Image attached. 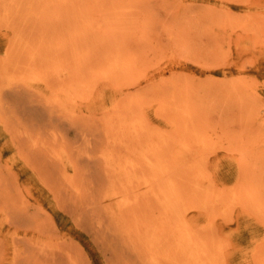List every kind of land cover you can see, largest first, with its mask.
Returning <instances> with one entry per match:
<instances>
[{"label":"rangeland","instance_id":"rangeland-1","mask_svg":"<svg viewBox=\"0 0 264 264\" xmlns=\"http://www.w3.org/2000/svg\"><path fill=\"white\" fill-rule=\"evenodd\" d=\"M32 1H34L35 4L34 9L36 10L37 13L42 12L45 9V7L50 8L48 10V12L50 13H52V11L53 12L58 11V13L63 15L65 12L64 16L67 15V17H65L64 20L69 22L68 24L73 26V28L75 27L74 29H77L80 33H83L84 31L83 28L85 27L84 29H86L87 27V29L92 31V33L93 32L100 33L99 40H102V37L104 35L103 39H106L107 41L109 40L114 44L115 48L112 49L110 47L106 48L105 44H102L104 41L98 42V40L91 37L92 39L90 38L88 41L89 44L91 45L90 49L92 48L93 50L92 49L89 50V48L87 49L85 45L81 46L83 47V49H81L78 58L80 57V61L83 64H87L84 67L83 72L84 73L86 72L85 75L88 74L86 75L88 77L90 74L89 80L91 79L90 81L91 83H89L90 90H88L90 93L87 91L85 93L87 95L84 94L85 96L84 99L87 100L84 101L81 99V101H79L77 108L78 112L76 113V116L80 118L85 117L83 118L84 120L89 118L92 120L94 119L95 121L99 122V124H101L104 122V119L106 120L109 118L112 119L113 115L114 116L118 115L119 112H117L114 108L116 105H121L122 107L124 106L126 107L123 108L122 110L123 112L121 113L123 115L125 114L128 118H131V115L128 113L130 107L134 109L133 111L140 112L138 114L142 117V119H144V122L148 127V130L150 129L149 130L150 134L154 135L155 140L162 142L164 146L169 144L168 147L171 148L169 149L167 148V146L165 147L166 151L164 152V161L166 162L164 163V165L168 167L171 166L169 167L171 169L170 170L171 174L172 176L174 175L173 177L175 178V180L176 179L178 180V181L176 180L177 183L176 185L178 186V189H180V192L183 190L185 191V192L184 191L181 192V197H182L181 203H183V201L185 200V202L182 204L184 205L183 206L184 210L191 208L190 209L191 213H189V211L187 212L189 225L193 226L198 231L200 228V232H202L204 235H207L208 238H212L214 242V249L216 252L218 251L217 252L218 254L221 253L222 255L223 251L225 252L221 256V258L224 256V258H222V260L225 259L223 260L224 264H247V263L256 264L257 262L255 260L257 259L261 260V264H262V260H264V258L262 259V257L264 256V222H263L264 221V210H263L264 208V0H102V1L72 0L73 1L72 5L70 4L71 3L70 0L69 1L56 0V3L54 0L51 1L32 0ZM46 1L47 3H45ZM93 3L95 6L93 5ZM118 3H120L124 7L123 8L121 5H119L120 7H122V9H120L121 11L119 10L120 7H118L117 5ZM131 3L132 6L135 4L134 6L136 7L134 6L132 7L130 5ZM143 4H145V6H143ZM74 6L76 7V9L74 8ZM38 7L41 9L39 10ZM152 7L153 9H151ZM87 9H89L88 12ZM73 10L76 13H74ZM80 11L82 14L80 13ZM107 11H110L109 14ZM115 11L118 13L114 14ZM72 12L74 14H72ZM70 14H72V16ZM102 14L105 15L103 16ZM114 15H116L115 17H117V15L122 17L121 18L117 17L116 19L114 18ZM160 15L161 18L159 19ZM162 15L164 18H162ZM143 16H145L146 18H144ZM134 17L135 18L138 17V18L135 19ZM152 17L156 18V20L153 19ZM113 19L117 21H114ZM90 20H92V22ZM37 21L39 22L38 19ZM118 23L121 24L116 25ZM48 24L49 23H47V25ZM126 24H128L130 28ZM134 24L136 27L133 26ZM147 24L148 26L150 25L151 27L150 26L148 27ZM164 24L165 27H163ZM97 25L99 29L98 27H96ZM101 25H103L104 27ZM143 25H144V30H143ZM29 28L32 29L31 27ZM154 28L156 29L154 30ZM161 29L162 31H160ZM133 31L134 33H132ZM162 32L163 33L165 32L166 34L165 33L163 34ZM92 33L90 34L92 35ZM150 35L152 36L151 38ZM11 36H12V32L8 28L6 27L4 28L2 25H0V60L4 58L5 54L8 52L7 49H9L10 46ZM138 37H140L142 41ZM115 40L116 42L119 43H116ZM129 42L132 43V45L129 44ZM140 45H142V47ZM72 47L73 46L69 44L66 50V52L68 53V54L66 53L67 58L70 59V61H74L75 59L74 57H72L73 56ZM128 48H130V50ZM106 49H108L109 52ZM104 50H106V53L109 57L106 55ZM85 52L88 53L86 54ZM137 53L141 54L142 56L137 55ZM94 54H96V57H94ZM115 54L116 57L119 58V61H121L122 66L123 65L127 66V64L128 65L131 64L130 67L127 66L129 67V70L126 71L127 73L125 72V70H122L119 73H117L116 71V73H114L115 71H112V68L110 66H109L110 70L108 69L107 64L110 62L111 56L115 57ZM103 56H106L107 59L105 57L103 58ZM130 57L133 58L131 59ZM134 58L136 60H134ZM138 58L139 59L141 58L140 59L141 62L139 61ZM146 59H149V61H147ZM143 64L146 66L147 70L145 69V66ZM97 67L99 71L97 70ZM101 70L104 73L102 72L101 74ZM88 71H93V73L92 72L89 73ZM106 72H109V74L107 73L108 77L107 74H105ZM145 73L148 75H146ZM96 74L97 75L101 74V75L97 76ZM103 74L106 75L108 81L105 79V76ZM157 74L159 76H157ZM115 76H118L117 78L119 79H117ZM114 78H116L117 80L115 81ZM145 79L147 80L145 81ZM93 80L97 81L96 83L97 86L95 87V89H94L95 81ZM100 80H102L103 82ZM129 80L130 82H128ZM139 80L140 81L143 80L144 84H142L139 87L138 86L131 87L130 90L127 88L130 83ZM34 85H36L34 86L35 88L32 89L31 92L30 91L26 92L25 97L37 101L40 98V96L48 92L45 90L46 88L43 86V84L35 83ZM107 88H108V92H107ZM139 88L141 89L139 90ZM160 88L161 91H159ZM39 89L42 90L40 91ZM147 89H150L148 90L149 92L147 91ZM92 90H94L95 94L93 93ZM40 92H42L43 94ZM106 92L107 93L110 92V93L107 94ZM137 93L139 95H137ZM49 94L50 93H48V95ZM102 94L103 96L104 94H106L105 95L106 98L105 96L103 97L106 100L102 98ZM158 95L160 96L161 100L159 99ZM109 96L111 98L113 97L111 101ZM163 96L167 100H165ZM8 100H4V101L8 102ZM160 101L161 102L169 101V102L168 103L163 102L165 104L163 103L161 104ZM147 102H150L151 104ZM176 102L180 104L178 105ZM126 104L128 105L126 106ZM174 104L176 107L178 106L176 110L179 108L181 109L176 111L175 107L173 108ZM183 104L186 106H184ZM100 106L102 108L103 107L106 108V110L104 108L102 110ZM140 107L141 109L145 107V109L142 110L143 112H141ZM168 108L171 109V112L170 109L169 111H167ZM93 109L94 112H92ZM136 109H138V111ZM160 109H162V111H160ZM158 110L160 111V114L159 112H157ZM162 112H166V115H164V113ZM184 112L185 115H183ZM171 113L175 115V117L173 115H170ZM186 115L188 116L191 115L189 116L190 119H188V116ZM156 116H158L159 119H156ZM170 118L171 119L174 118V119L170 120ZM175 120L177 121L176 126L172 127V125L174 124L172 122L173 121L175 122ZM153 121H155V123ZM187 124L189 127L190 124L192 126L189 128ZM185 125L187 126V128L185 127ZM174 128H176L177 130L175 131ZM183 128L184 129L186 128V130H183ZM153 130H155L156 133ZM164 130L167 132H164ZM157 131L159 132V134ZM169 131L170 133H168ZM173 131H175L176 133ZM177 132L180 137L177 135ZM161 133H162L161 136L163 138L160 136ZM180 133L181 134L185 133L186 136L184 134H183L184 136L182 135L183 139L185 137L184 140L181 139L182 136L180 135ZM158 135L160 137H158ZM196 135H198V137H196ZM192 137H196V138H192ZM0 138H1L0 140L1 164L3 166L13 168V172L15 171L14 173L19 175L21 182L20 183L21 191L22 193H24L23 196L28 198V200L30 201L29 203L31 206V212H33L35 215L42 217L47 222L52 223V225H54V231H55L53 232V236L57 237V239L59 240L61 239V241H65L67 243H70V245H73L76 251L80 255H82V257H84L85 264H113L115 259H113L112 251L110 249L112 248L111 246L113 244V237L104 234L94 235L92 234L93 231H91L90 229H88L90 230L88 231L86 229L79 227L75 221V218L61 208L62 203L57 204V201H55L54 198V194L42 184L38 176L33 174L28 169H25L23 167L22 161L18 157H15L14 152H12V150L6 145L8 138L7 135L2 131L1 125H0ZM164 139H165L164 142L161 141ZM201 139L202 141H205L203 142L204 144L203 146L201 143L202 142ZM196 140L198 141L196 142ZM170 141L172 142L176 141V142L170 143ZM177 141L180 145L177 144ZM183 141H184V145H183ZM193 143L195 145H193ZM181 145L183 146L180 147ZM197 145H201V146L197 147ZM183 147L187 149L186 153H185L186 150L183 149ZM191 147L193 148L196 147V148L193 149ZM172 148L174 150H172ZM206 148L207 149L209 148L210 151L207 150ZM211 148H215V149L213 150ZM234 148H236V151L234 150ZM7 149L11 153V155H8L10 153L7 151ZM189 149L193 151V152L191 151L192 153L190 152L192 154L191 156L188 155L190 154ZM169 152L171 154H169ZM194 152L195 153L197 152L198 155L196 154L195 156ZM5 153L8 154L6 155ZM177 153L180 154L177 155ZM166 154L167 156H165ZM201 155H203L202 157L208 156V160L205 157L203 160ZM175 159L178 162V164L175 161ZM199 159L202 160V162L198 163ZM233 159L236 162H234ZM173 162L174 163L176 162L177 165L174 164ZM230 164L231 165L234 164V166H230ZM179 165H181V167H179ZM173 166L176 169L175 168L172 169ZM196 167L199 170L198 174L201 177L198 176L197 178L195 176L198 175L196 171L197 170ZM184 168L188 170L186 171ZM172 170L173 171L176 170V171L173 172ZM190 170H192V172ZM179 171L182 172V173L180 172L182 174V175L180 174V177H178ZM202 172L204 174L201 175ZM219 174L220 176H218ZM247 175L249 177H247ZM253 175H256V177ZM204 178L207 181L202 180ZM180 179L183 181V183ZM210 179L212 180L210 181ZM26 180L27 182H25ZM241 181H243L244 184L240 183ZM196 182L200 184V186L195 184ZM188 183H190V185ZM192 185H196L197 187L195 186L193 187ZM144 186L145 185H142V187ZM232 187L235 189V192L234 189H232ZM224 188L225 190H223ZM191 189L195 195L194 194L191 195V193H193ZM229 190L231 192H229ZM236 190H238L239 192L237 193ZM150 191L151 190L146 189V187L142 188L140 190L141 199L145 201H147L148 199L153 200L154 198L151 197L153 196V193ZM198 191L200 194H198L197 196L196 193ZM208 191H210V194H208L209 193ZM142 194L145 197V199L142 197ZM231 195H232L231 197L232 205L230 203ZM238 195L240 196L239 199H238ZM201 197L203 199L207 198L208 201L211 200L209 201V204L212 207H210L208 204H205L206 202L208 203V201L203 203L205 200H202ZM186 202L188 204H185ZM224 202L225 204H223ZM254 202H256V204H254ZM201 204L206 205V206L203 205L204 208L208 206V208H205L207 209L206 211L203 212V210L205 209L202 208ZM239 204L241 205L239 206ZM257 204H258L257 207L258 209H256ZM113 205L115 208H117L118 202H114ZM186 205L187 207L190 208H187ZM226 205L227 207L231 205L229 210L228 208H226ZM213 206L215 209H212ZM45 209L47 210L45 211ZM200 210H202V212H200ZM211 210L214 211L210 212ZM207 211L209 212V215H207L208 214ZM258 217L261 218L262 221L261 219L259 220ZM212 220L214 221L215 225L214 228L211 229V227L209 228L207 226L212 222ZM201 229H203V231ZM206 230L207 233H205ZM222 242L225 247H222L223 246V244H221ZM257 244H258V248H256ZM96 245L99 246V248ZM217 246H220L219 249L221 247L223 249L218 250ZM259 246L261 247V249H259L260 248ZM260 254L262 255L260 256ZM252 256H254L255 258L254 257L252 258ZM257 264L260 263L258 262Z\"/></svg>","mask_w":264,"mask_h":264},{"label":"bare ground","instance_id":"bare-ground-1","mask_svg":"<svg viewBox=\"0 0 264 264\" xmlns=\"http://www.w3.org/2000/svg\"><path fill=\"white\" fill-rule=\"evenodd\" d=\"M54 1L56 3V0H54ZM70 1H71L70 4L72 5L73 1L72 0H70ZM45 3H47V1ZM120 3L117 4L118 7H120L119 6V5H121ZM70 4H69V6H70ZM93 5H94V3H93ZM130 5L132 6V3ZM76 6H78V5H76ZM100 6H102V5H100ZM143 6H145V4H143ZM122 7H120L119 10L122 9ZM134 7H136V6H134ZM34 8H35V4H34V1H32V0H0V25H2L4 28L5 27L8 28L12 32V36L10 39V46H9V49H7L8 52L5 54V57L0 60V125L2 126V131L7 135V138H8L6 145L12 150V152H14L15 157H18L22 161L23 167L25 169H28L33 174L38 176V178L42 182V184L47 189H49V191H51L54 194V198H55V201H57V204L62 203L61 208L65 212H67L68 214L72 215L75 218V221L79 227L86 229V230L90 229L91 231H93L92 234H94V235L104 234V235H109V236L113 237V244L111 246L112 248H110L112 251L113 259H115L113 264H224L223 260H225V259L222 260V258H224V256L222 258H221V256L225 252L223 251L222 255H221V253L218 254L217 253L218 251L216 252L214 249V242H213L212 238H208L207 235H204L202 232H200V228L198 231L193 226L189 225L187 212L189 211V213H191L190 212L191 208L187 207V205H186V207L190 208V209L184 210L183 209L184 205H182V204L185 202V200L183 201V203H181L182 202L181 192H183L184 190L180 192V189H178V186L176 185L177 179L175 180V178L173 177L174 175L172 176L171 171H170L171 169L169 168L171 166L168 167V166L164 165V163L166 162V161H164V152L166 151L165 147L167 146V148H169L168 147L169 144L164 146L162 142L155 140L154 135L150 134V132H149L150 129L148 130V127L146 126L144 119H142V117L138 114L140 112H135V111H133L134 109H132L130 107L128 113L131 115V118H128L125 114L123 115L121 113V112H123L122 111L123 108H126V107L125 106L122 107L121 105L115 106V104H114L115 110L117 112H119L118 115L117 116L113 115L112 119L111 118H109L107 120L104 119V122L101 124H99V122L95 121L94 119L93 120L90 119L89 118L90 116L88 117L89 119H85V120L83 119L85 117L80 118V117L76 116V113L78 112L77 108H78L79 101H81V99L84 101L87 100V99H84L85 98L84 94L88 90H90V84L89 83H91L90 82L91 79L89 80L90 74L88 77V76H86L88 74L85 75L86 72L85 73L83 72L84 67L87 64H83L80 61V57L78 58V55L80 54L81 49H83V47H81V46L85 45L87 47V49L89 48V50H91L92 48L90 49L91 45L89 44V41H88L91 37L98 40V42L104 41L102 44H105L106 48H109V47L111 49L115 48L114 44L109 40L107 41L106 39H103L104 35L102 37V40H99L100 33H98V32L92 33V31L87 29V27H86V29H84L85 28L84 27L83 28L84 31L82 30L83 33H80L77 29H74L75 27L73 28V26L68 24L69 22L64 20L65 17H67V15L64 16L65 12L63 15L58 13V11H54V12L52 11V13H50V12H48V10L50 8L45 7V9L42 12L37 13ZM74 8L76 9L75 6H74ZM78 8H77V10H78ZM40 9L41 8H39V10ZM102 9H104V8H102ZM129 9H130V7H129ZM137 9H138V7H137ZM151 9H153V7ZM160 9H162V8H160ZM51 10H54V9H51ZM74 10H73V12H74ZM88 10L89 9H87V12H88ZM110 11H107L108 14ZM68 12H69V10H68ZM73 12H72V14L76 13V12H74V13ZM80 13H81V11H80ZM116 13H118V12L115 11L114 14H116ZM132 13H133V11H132ZM72 14H70V15L72 16ZM160 14H162V13H160ZM49 15H51V16H49ZM38 16H40V17H38ZM108 16H110V15H108ZM115 16L116 15H114V18H116V19H117V17H120V18L122 17L119 15H117V17H115ZM156 16H158V15H156ZM86 17H87V15H86ZM143 17L146 18L145 16H143ZM136 18H138V17H136ZM160 18H161V15H160L159 19ZM162 18H164L163 15H162ZM37 19L39 20V22L37 21ZM81 19H83V18H81ZM153 19L156 20V18H153ZM70 20H72V19H70ZM90 21L92 22V20H90ZM114 21H117V20H114ZM129 21H131V20H129ZM151 21H153V20H151ZM158 21H160V20H158ZM47 23H49V24L47 25ZM135 23H136V21H135ZM119 24H121V23H118L116 25H119ZM98 25L96 27H98ZM126 25H128V24H126ZM101 26H103V25H101ZM128 26H127V28H128ZM133 26L136 27L135 24ZM147 26H148V24H147ZM29 27H31L32 29H30ZM108 27H109V25H108ZM163 27H165V24ZM28 28H29V30H28ZM124 28H125V26H124ZM129 28H130V26H129ZM98 29H99V27H98ZM115 29H117V28H115ZM155 29L156 28H154V30ZM143 30H144V25H143ZM145 30H146V28H145ZM152 30H151V33H152ZM160 31H162V29ZM90 33H92V35ZM132 33H134V31ZM136 35H138V34H136ZM136 35H135V37H136ZM159 36H161V35H159ZM144 37H145V34H144ZM151 37L152 36L150 35V38ZM138 38H140V37H138ZM110 40H111V38H110ZM141 41H142V39H141ZM170 41H171V39H170ZM115 42H116V40H115ZM116 43H119V42H116ZM69 44H71L73 46L72 47L73 48V52H72L73 56L72 57L75 58L74 61H70V59L67 58L68 53L66 52V50H67V47ZM124 44H125V41H124ZM129 44L132 45V43H130V42H129ZM148 44H150V43H148ZM140 46L142 47V45H140ZM132 47H134V46H132ZM125 48H127V47H125ZM128 49L130 50V48H128ZM106 50L108 51V49H106ZM106 50H104L105 53H106ZM126 51H127V49H126ZM85 53H84V55H85ZM110 54H112V53H110ZM116 54H118V53H116ZM116 54H115V57L111 56L112 59L110 58V62L107 64L108 69L110 70V67H111L112 71H115L114 73H116V71H117V73H119L122 70H125V72L127 70H129V67L131 64L129 63L130 65H128L127 64L128 61H127L126 64L129 67L124 66V65L122 66L121 61H119V58L116 57ZM98 55H100V54H98ZM106 55H107V53H106ZM137 55H141V54L137 53ZM94 57H96V54H94ZM104 57L106 58V56H103V58ZM164 57H166V56H164ZM97 58H98V56H97ZM140 59H139V61H140ZM134 60H136V59L134 58ZM146 60L149 61V59H146ZM147 61H145V62H147ZM142 67H141V69H142ZM150 67H149V69H150ZM104 69H105V67H104ZM131 69H132V67H131ZM145 69H146V66H145ZM165 69H166V67H165ZM97 70H98V67H97ZM88 72L93 73V71H88ZM94 72H95V70H94ZM102 72L103 71L101 70V74H102ZM109 72H106L105 74H107V73L109 74ZM142 73H144V72H142ZM101 74H98V75H101ZM108 74H107V77H108ZM146 75H148V74H146ZM104 76H105V79L107 80L106 75H104ZM157 76H159V75L157 74ZM115 77L117 78L118 76H115ZM116 78H114L115 81L117 79H119V78H117V79ZM97 80H99V79H97ZM146 80L147 79H145V81ZM93 81H95V80H93ZM100 81H102V80H100ZM110 81H111V79H110ZM125 81H127V80H125ZM125 81H123V82H125ZM128 82H130V80ZM143 82H144L143 80L142 81L139 80L136 82H132L130 84L128 83L129 85L127 88L130 90L131 87H134V86L139 87L142 84H144ZM35 83L36 84H39V83L43 84V86L46 88L45 90L50 94L48 95V93L43 94L42 92H40L43 95L40 96V98L38 100L36 99L37 101H34L32 99L25 97L26 92H29V91L31 92V90L35 88L34 87V86H36V85H34ZM96 83H97V81H95L94 89L97 86ZM151 84H153V83H151ZM104 85H105V83H104ZM114 89H115V87H114ZM120 89H122V88H120ZM140 89L141 88H139V90ZM148 90H150V89H147V91ZM92 91L94 93V90H92ZM105 91H106V89H105ZM159 91H161V88ZM107 92H108V88H107ZM103 93H105V92H103ZM109 93H107V94H109ZM85 95H87V94H85ZM105 95L106 94H104V96ZM137 95H139V94L137 93ZM104 96L102 94V98ZM153 96H155V95H153ZM164 96H163V98H164ZM146 97H148V96H146ZM158 97L160 99L159 95H158ZM8 98H9V100H8ZM105 98H106V96H105ZM105 98H103V99H105ZM112 98L110 97V101L112 100ZM4 100H8V102H5ZM105 100H104V102H105ZM165 100H167V99H165ZM163 102H165V101H163ZM163 102H161V104ZM168 102L169 101H167L165 103H168ZM82 103H83V101H82ZM85 103H87V102H85ZM147 103H150V102H147ZM165 103H163V104H165ZM127 105L128 104H126V106ZM104 106H106V105H104ZM184 106H186V105H184ZM165 107H167V106H165ZM174 107H175V110H176V108H178V106L176 107L175 104H174L173 108ZM100 108H102V107L100 106ZM103 108H102V110H103ZM138 108H139V105H138ZM5 109H6V111H5ZM104 109L106 110V108H104ZM144 109H145V107L142 109L140 107L141 112H143L142 110H144ZM152 109H151V111H152ZM169 109L170 108H168L167 111H169ZM179 109H181V108H179ZM179 109H177V110H179ZM97 110H99V109H97ZM136 110L138 111V109H136ZM160 111H162V109H160ZM160 111L158 110L157 112H159V114H160ZM180 111H178V112H180ZM92 112H94V109ZM170 112H171V109H170ZM162 113H164V115H166V112H162ZM170 115H173V114L171 113ZM183 115H185V112ZM173 116L175 117V115H173ZM186 116H188V115H186ZM189 116H191V115H189ZM189 116H188V119H190ZM171 118H170V120L174 119V118L173 119H171ZM156 119H159L158 116H156ZM170 120H168V121H170ZM151 121H152V118H151ZM153 122L155 123V121H153ZM176 122H177L176 120H175V122L174 121L172 122V123H174L172 125V127L176 126ZM191 123H193V122H191ZM164 124H165V122H164ZM188 124H187V126H188ZM166 126H168V125H166ZM187 126L185 125L186 128H187ZM191 126L192 125L190 124V127ZM156 127H158V126H156ZM162 128H163V126H162ZM176 128H174L175 131L177 130ZM186 128L185 129L183 128V130H186ZM193 129H194V127H193ZM153 131L155 132V130H153ZM175 131H173V132H175ZM164 132H167V131L164 130ZM178 132H180V131H178ZM178 132H177V135L179 136ZM168 133H170V131ZM203 133H205V132H203ZM158 134H159V132H158ZM183 134L185 135V133H183ZM183 134L180 133L181 136ZM161 135H162V133L160 134V136ZM160 136L158 135V137H160ZM172 136H173V134H172ZM183 136L181 138L182 140L185 139V137L183 139ZM1 137H3V136H1ZM167 137H165V138H167ZM196 137H198V135H196ZM196 137H192V138H196ZM205 137H206V135H205ZM190 138H191V136H190ZM199 138H201V137H199ZM5 139H6V137H5ZM0 140H1V138H0ZM158 140H159V138H158ZM161 141L164 142L165 139L161 140ZM197 141L198 140H196V142ZM201 141H202V139H201ZM173 142L175 143L176 141H173ZM173 142L170 141V143H173ZM203 142H205V141L201 142L202 146L204 145ZM199 143H196V144H199ZM177 144H179L178 141H177ZM183 145H184V141H183ZM183 145H181L180 147H182ZM193 145H195V144L193 143ZM199 146H201V145H197V147H199ZM177 147H179V146H177ZM173 148H172V150H174ZM191 148H193V147H191ZM194 148H196V147H194ZM215 148H211V149L214 150ZM220 148H221V146H220ZM169 149H171V148H169ZM183 149H185V148L183 147ZM185 150L184 151L186 153L187 149H185ZM207 150H209V148ZM234 150L236 151V148H234ZM7 151H8V149H7ZM191 151L192 150L189 149V153ZM191 153L188 155L191 156L192 155ZM169 154H171V153L169 152ZM179 154L177 153V155H179ZM196 154L198 155L197 152L194 155L196 156ZM8 155H11V153ZM203 155H201V157ZM165 156H167V154ZM169 156H172V155H169ZM204 157H202L203 160H204ZM205 158L208 160V156ZM4 159H5V157H4ZM165 159H166V157H165ZM196 159H195V162H196ZM192 160H194V159H192ZM175 161H176V159H175ZM231 161H232V159H231ZM176 162L175 163L173 162V163L176 164ZM199 162H202V160L199 159L198 163ZM234 162H236V161L234 160ZM232 163H233V161H232ZM177 164H178V162H177ZM234 164H236V163H234ZM234 164L233 165L230 164V166H234ZM179 167H181V165H179ZM174 168L175 167L173 166L172 169H174ZM177 168H178V166H177ZM189 168H191V167H189ZM196 169H197V167H196ZM200 169H201V167H200ZM185 170L187 171L188 169H185ZM204 170H205V168H204ZM174 171H176V170H174ZM190 171L192 172V170H190ZM190 171H188V172H190ZM196 171L198 174L199 170L197 169ZM14 172H13V168L3 166L1 164V159H0V264H85L84 257H82V255H80L76 251V249L73 245H70V243H67L65 241H61V239L59 240V239H57V237L53 236V232H55V231H54V225H52V223L47 222L42 217L35 215L33 212H31V206L29 203L30 201L28 200V198L23 196L24 193H22V191H21L20 177L18 174H15ZM180 172L181 171H179V175L177 174L178 177H180V174L182 173V172L181 173ZM203 172L201 173V175L204 174ZM175 175H176V173H175ZM195 176L198 178L199 174L195 175ZM218 176H220V174ZM253 176L256 177V175H253ZM199 177H201V176H199ZM215 177H216V175H215ZM247 177H249V176L247 175ZM191 180H192V178H191ZM202 180L207 181V180H205V178ZM211 180L212 179H210V181ZM235 180H237V179H235ZM25 182H27V180ZM182 183H183V181H182ZM240 183H243V181H241ZM247 183H248V181H247ZM180 184H178V185H180ZM188 184L190 185V183H188ZM195 184L200 186V184H198L197 182ZM142 185H145L144 187H146V189L151 190L150 192L153 193V196H151L152 198H154L153 200L148 199L147 201H145V200L141 199L140 190L142 188H144V187H142ZM192 186L197 187L196 185H192ZM192 189H191V191H192ZM232 189H234V188L232 187ZM223 190H225V188ZM236 191H237V193L239 192L238 190H236ZM205 192H207V191H205ZM208 192H209L208 194H210V191H208ZM229 192H231V191L229 190ZM234 192H235V189H234ZM251 193H252V191H251ZM146 194H148V193H146ZM193 194H194V192L191 193V195H193ZM198 194H200L199 191L196 193V195L198 196ZM185 196H187V195H185ZM142 197L145 199L143 194H142ZM203 197H205V196H203ZM210 197H211V195H210ZM231 197H232V195L230 196V203L232 205ZM239 197L240 196L238 195V199H239ZM207 198H208V196H207ZM201 199L205 200L203 203L208 201V199L206 200V199H203L202 197H201ZM218 200H219V198H218ZM188 201H190V200H188ZM209 201H211V200H209ZM209 201H208V203L206 202L205 204H208L210 207H212L209 204ZM114 202H118L117 208L114 207V205H113ZM185 204H188V203L186 202ZM205 204H201L202 208H204V206H206ZM223 204H225V202ZM237 204H236V207H237ZM254 204H256V202H254ZM240 205L241 204H239V206ZM261 205H263V204H261ZM230 206L227 207V205H226V208H228V210H229ZM234 206H232V207H234ZM251 206H250V208H251ZM257 207H258V204L256 206V209H258ZM195 208H198V207H195ZM205 208H208V206ZM253 208H254V206H253ZM212 209H215L214 206ZM46 210L47 209H45V211ZM206 210L207 209L203 210V212ZM263 210H264V208H263ZM213 211L214 210H211L210 212H213ZM224 211H223V213H224ZM243 211H244V209H243ZM200 212H202V210H200ZM207 212H206V214H207ZM254 213H255V210H254ZM37 214H38V212H37ZM207 215H209V212ZM224 215H225V213H224ZM258 215H259V213H258ZM210 216H212V215H210ZM48 218H50V217H48ZM70 218H71V216H70ZM217 219H218V217H217ZM260 219L261 218H259V220ZM256 220H257V218H256ZM261 221H262V219H261ZM63 222H64V220H63ZM214 225H215V223L212 220V222L207 227H209V228L211 227V229H212V228H214ZM203 229H206V228H203ZM203 229H201V230L203 231ZM90 230H88V231H90ZM213 231H214V229H213ZM205 233H207V230ZM231 239H230V241H231ZM94 241H96V240H94ZM224 241H226V240H224ZM221 244H223V242ZM77 247H78V245H77ZM97 247L99 248V246H97ZM217 247H218V250H222L223 249L222 247H225V246L223 244V246L220 249H219L220 246H217ZM256 248H258V244H257ZM259 249H261V247ZM261 255L262 254H260V256ZM253 257L254 256H252V258ZM263 258H264V256L262 257V259ZM113 259H111V260H113ZM250 260H252V259H250ZM257 260H255V261L257 263L259 262L261 264V260H258V261ZM247 262H245V263H247ZM262 264H264V260H262Z\"/></svg>","mask_w":264,"mask_h":264}]
</instances>
